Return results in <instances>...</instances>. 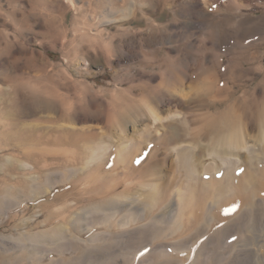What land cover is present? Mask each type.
<instances>
[{
  "label": "rangeland",
  "instance_id": "obj_1",
  "mask_svg": "<svg viewBox=\"0 0 264 264\" xmlns=\"http://www.w3.org/2000/svg\"><path fill=\"white\" fill-rule=\"evenodd\" d=\"M182 67L188 97L204 100L187 128H203L210 112L218 124L242 123L254 139L264 114V0H0V264H264V236L245 247L239 229L214 238L222 225L182 231L175 215L163 217L165 209L155 219L135 202L93 211L91 194L71 193L78 177H65L63 157L80 154L82 138L64 135L65 127L104 132L122 112L147 105L150 93L167 98L169 74ZM174 154L162 150L156 159L167 185ZM108 164L96 175L110 171ZM254 164L256 171L262 163ZM80 176L87 182L88 174ZM125 178L124 169L105 176L95 195L109 187L122 192ZM129 178L138 188L144 181ZM152 222L161 232L141 236ZM57 225L65 228L61 238L33 240L55 235Z\"/></svg>",
  "mask_w": 264,
  "mask_h": 264
},
{
  "label": "bare ground",
  "instance_id": "obj_2",
  "mask_svg": "<svg viewBox=\"0 0 264 264\" xmlns=\"http://www.w3.org/2000/svg\"><path fill=\"white\" fill-rule=\"evenodd\" d=\"M186 73L187 70L182 67L169 74V95L164 98L165 101H159L160 99H157L154 93H150L146 98L147 105H140L134 110L126 109L127 111L122 112L120 115V112H118L120 119L108 124L104 132L98 133V128L91 125L84 126L69 123L75 128L65 127L64 135L73 134L82 138L80 154H71L72 156L66 155L63 157L66 160L63 169L68 174L65 177H78L75 180L72 179L73 190H71V193L77 190L82 197L91 194L87 201L94 205L93 211L115 210L135 202L138 205L137 208L145 213L146 218L155 216V219L156 213L154 212L165 209L163 217L173 218L175 215L172 221L176 222L179 220L181 227L178 224V230L182 231L187 224L192 226L195 223L196 225L201 224L200 232L207 226V228H210L213 225H222L221 232L215 234L214 238L222 237L225 234L228 235L231 231L239 229L241 236L243 235V238H247V242L243 241L240 245L245 247H250L251 245L254 247L256 246L255 241L262 239L264 236V218H260L258 221V213H256L259 212V207L264 202V166L262 165L264 164V114L263 118L261 117L258 134L254 139H251L250 136L248 137L249 131L242 123L236 124L233 122L235 126L237 125L235 128L229 124H218L216 122L218 118L209 114L210 112L206 115L203 114L208 117L202 118L207 121H203V128H199L198 131L187 128L190 119L192 121L193 118L196 119L195 115L192 116V109L197 105L203 108L204 100H194L193 98L195 97L191 99L188 97L189 91L187 92L181 84V78L187 77ZM197 92L199 93L200 91L198 90ZM200 97L203 99L204 95ZM161 103H163L162 109L160 108ZM182 108H190L189 114L187 113L188 115H186V113L180 112ZM220 115L222 114H218L219 117ZM196 121L198 120L196 119ZM179 123L184 126H179V130L175 131ZM129 124H132L130 132ZM73 135L70 137L71 140ZM192 141L195 142V145L190 144ZM174 143L176 147L172 148ZM202 145L204 146V152L198 153L197 149L199 146L201 148ZM162 150L166 152L165 157L168 158L173 156V152L176 154V158H172L171 166V170L174 173H171L174 179L172 181L174 182L169 178L168 185L167 181L163 182V174L160 171L162 162L160 161V164L156 160ZM143 151L146 152L147 156H144L146 157L144 159H139ZM111 157H114V160L108 164ZM256 162L257 166L262 164L261 167L259 166L260 169L257 167L255 171L254 163ZM107 164L108 166L111 165V170L106 173L102 172L97 176L96 173L103 167H107ZM120 169H124V175L126 176L124 179V190L117 194L119 188L114 187L113 191H111L112 188L109 187V189L96 196L94 192L97 188L103 187V185H98L97 183L108 175L118 177ZM251 169L255 172L253 173ZM131 172L144 179L143 182H141L142 179L139 180L137 184L138 186L141 184L139 188L134 187L135 185L132 184L129 178L132 174ZM50 174L45 177V182L51 179ZM82 174H88L89 176L87 182L82 183L83 185L81 184L83 180L80 182V179L83 178V176H80ZM173 175L175 176L173 177ZM179 175H183L185 180L182 178L183 181ZM176 177L180 179H176ZM178 180L180 181L177 182ZM88 186L93 190H88ZM37 193L39 192L37 191ZM258 194L261 196H258ZM173 198L178 202H176L179 209L177 215L175 214L177 209L173 206ZM147 207L151 208L150 212ZM186 212L190 213L186 214ZM95 215L97 214H92V216ZM252 219L256 220L253 222L254 225L248 224L246 226V222L253 221ZM258 222L262 225L260 226ZM165 223L167 222H164V225ZM157 224V222H152L139 229L141 236L151 237L159 234L161 230L157 226L154 227ZM151 226L154 227V230ZM64 229L63 225H57L53 229L55 235L49 236L50 234L45 232L47 235L41 233L33 236V240L61 238L65 233Z\"/></svg>",
  "mask_w": 264,
  "mask_h": 264
}]
</instances>
